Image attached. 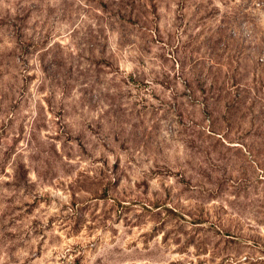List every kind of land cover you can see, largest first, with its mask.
Wrapping results in <instances>:
<instances>
[{"label":"rangeland","instance_id":"1","mask_svg":"<svg viewBox=\"0 0 264 264\" xmlns=\"http://www.w3.org/2000/svg\"><path fill=\"white\" fill-rule=\"evenodd\" d=\"M0 264H264V0H0Z\"/></svg>","mask_w":264,"mask_h":264}]
</instances>
